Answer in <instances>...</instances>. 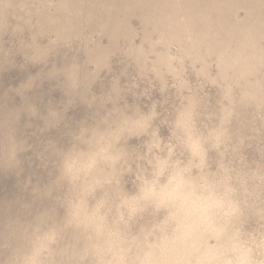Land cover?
Wrapping results in <instances>:
<instances>
[{
	"label": "bare ground",
	"instance_id": "bare-ground-1",
	"mask_svg": "<svg viewBox=\"0 0 264 264\" xmlns=\"http://www.w3.org/2000/svg\"><path fill=\"white\" fill-rule=\"evenodd\" d=\"M85 2L86 0H0V117L5 123L4 128L0 127V181L3 180L2 176H4L6 166L20 159L18 149L22 142L19 121L24 112H33L32 101L36 98L34 88L38 82L35 71L39 70L40 76H50L54 71L53 56L61 50L57 47H62L69 41L70 44L72 41L74 43V40L82 38L87 32L90 33L87 31L90 27L98 32V37L92 40L85 54L88 60L95 64V69L89 72L81 68V64L76 63L74 59L75 64L72 66L66 60L64 63L66 67L60 69H64L65 79L70 88L78 90L80 79L94 81L99 70L109 69L112 66L110 59L106 58L109 52L121 51L125 56L134 60L138 70H150L153 73L151 76H155L158 86L163 91L167 87L168 74L176 78L177 88L175 89L185 88L187 90L186 88L192 83L186 76V68L194 75H202L213 85L218 86L222 81L229 83L230 91L223 97L222 117L219 116L221 126L205 129V132L198 130L200 126L197 128L196 105L201 104L202 100L197 103V99L193 100L194 97L190 96L191 94L188 98L192 100L188 101L186 98L185 103H183L184 100L182 103L180 101L176 103L180 106L179 109L177 107L179 112L175 111L178 116L171 120L174 125L178 126L176 128L180 132L174 130L175 136L173 137H177V139L174 138L175 143H179L178 139L181 138L182 151L180 143L177 145L173 143L174 147L168 146L173 148V153L167 147L170 156H165L163 150L164 154L154 151L157 153L145 158L144 163L143 157L140 156L139 161L142 159V162L132 166V170L138 173V180L136 183L131 182L129 186L131 189H129L123 180L128 170L121 166L123 164L118 155L123 151L119 149L122 148L120 143L125 138V134L132 132L131 135H133L136 131L140 134L142 129H149L147 125L150 124L151 111L150 114L131 115L113 108L118 112L114 114L115 116L108 114L109 117L102 126L99 129L93 128L88 132V136H86L87 131L83 135L80 132L82 140L79 139L76 143L74 139L75 142L71 143L75 144L71 149L59 152L60 155L57 157L61 165L60 169L53 171L48 180L37 181L36 184H33L31 180V185H35V189L28 192L27 197L34 201L46 200L48 204L43 208L27 204L12 209L10 216L4 222L6 228L0 227V243H8L7 239L11 238L13 243L10 244L13 247L11 252L0 249V263L129 264L131 260L133 264H202L200 258L204 254L211 255L213 252L228 250L227 258L231 260L237 253L247 249L252 250L253 258H258L259 246L264 242V237H262L264 226L261 227L264 221H259L263 224L258 222L263 233L258 232L259 229L256 226L259 225L257 223L259 218L256 217L259 215V209L263 208L260 216H262L261 219L264 218V214L261 215V212H264V186L262 185L264 181L261 179L262 183L253 184L255 179L252 181L249 178L253 184L251 185L250 180L247 181V176L257 174L260 171L257 169L259 166L253 173H251V168L249 173L252 175L250 176L245 171L248 167L243 169L245 162L242 164V169L239 165L238 170H235L236 165L232 164L229 157L227 165L232 164L234 168H226L227 165L222 161L224 166H220L221 170H218L220 172L210 173L213 166L209 170L207 164L209 161L206 160L210 157L207 156L210 142L219 144L224 139L229 141V132H233L227 127L235 124V122L232 124L231 119L238 115L241 106L245 105V109L251 110L252 113L255 108L257 117L264 121V0H99L92 1L88 7L83 9ZM111 6L123 15V23H108L104 14ZM131 19H138L142 24L143 36L141 35L142 40L140 41L136 38L138 30L136 32ZM104 37L108 39L107 42L100 39ZM58 53L56 54L59 56ZM102 70V73H105L107 69ZM63 83L65 84V81ZM222 85L223 83L220 87ZM80 88L79 92L87 91L88 93V86ZM191 88H193L192 85ZM113 89L117 94L115 96H118L121 90L120 81L117 80L114 83ZM192 91L193 89L189 93ZM246 105L253 109L249 110ZM202 106L204 107L203 104ZM96 107L100 111L104 110L102 104ZM207 108L204 112L209 110ZM242 109L240 113L247 111H242ZM152 111L153 115L154 109ZM198 111H201V108ZM202 115L204 116L203 112ZM205 115L208 114L205 112ZM242 116L239 115L244 119ZM246 116L248 118V115ZM255 120L253 118V121ZM247 122L245 124H248ZM239 123L241 124L238 121V125ZM206 124L205 127L208 125ZM245 124L241 125L245 126ZM259 124L260 122L257 129L262 125ZM151 125L154 128L153 124ZM145 126L147 129L144 128ZM172 127L174 129L173 125ZM172 127L170 126V130ZM242 128L244 129L243 126ZM251 129L247 131L252 132ZM240 130L241 128L235 132L239 133ZM242 132L241 134L244 135ZM262 132L264 131L261 129L260 134ZM257 133L259 135V132ZM257 133L254 134L257 135ZM262 134L264 137V133ZM233 136L237 135L234 133L231 138ZM248 136L252 137L247 134ZM88 137L89 141L85 144V139ZM156 137L159 138L160 134ZM255 137L253 135V138ZM239 138L244 141L243 136ZM253 138L252 140L255 141ZM162 140L165 142V139ZM259 140L257 142L261 143ZM154 141L153 137L152 142ZM162 143L160 142L159 145ZM259 145L255 146L259 147ZM245 146L243 147L247 150L248 147ZM261 146L264 147V144ZM214 147L217 149V145ZM153 150L150 151L153 152ZM179 150L183 152L184 157H177L180 154ZM226 150L224 149L225 153L222 152L226 154ZM227 151L233 153L231 150ZM138 152L135 151L136 154L133 156H138ZM216 154L219 155L215 153V156ZM235 154L237 155L236 152ZM238 154L240 156L241 153ZM248 154L244 155L248 156ZM215 156L211 158L215 160ZM226 156L228 157V152ZM258 156L257 154V158ZM244 158L246 157L243 156ZM249 158L252 159V156ZM258 160L257 162L261 161ZM246 162L249 165L250 161ZM253 166L256 165L253 164ZM150 170L153 172L151 173ZM212 171L214 172V169ZM261 171L259 172L261 174L258 173L259 176L264 174V171L263 173ZM234 179L239 184H236ZM110 180L114 183L108 182ZM114 195L119 196L117 202L111 200ZM246 209L254 211L251 212L252 218L254 222L257 220L255 223L258 225L255 226L254 223L255 227L252 228H256L258 234L261 233L259 237L250 235L255 234L253 229L254 233L247 234L248 227L245 229V226L248 220L245 226L244 221L249 214L247 215ZM23 211L28 214L32 213L33 218L18 220L16 216H20ZM145 218L158 220L153 230L148 231L136 225L137 221H143ZM249 224L251 227L252 224L250 222ZM148 232H152L150 237ZM203 264H216V261L209 259Z\"/></svg>",
	"mask_w": 264,
	"mask_h": 264
},
{
	"label": "rangeland",
	"instance_id": "rangeland-1",
	"mask_svg": "<svg viewBox=\"0 0 264 264\" xmlns=\"http://www.w3.org/2000/svg\"><path fill=\"white\" fill-rule=\"evenodd\" d=\"M92 1H99V0H86V2L83 5V9L88 7L92 3ZM104 16H105L106 20L109 21L108 23H123V15H121L119 13V11L114 6L109 7L108 11L104 14ZM131 23H132V25L134 24L133 26H134L136 32L138 30L137 34H138L139 38L137 36L136 37L137 40H139V41L142 40V36L143 35H142V24H141V22H139L138 19L137 20L131 19ZM87 31H90V33L87 32L85 34V36H82V38H80L78 40H74V43L72 41L71 44H70V41H69V42L66 43L67 45L65 44L62 47H57L58 50L61 49L60 50L61 52L60 51H58L59 53L56 52V53L59 54V56L56 53L54 54L55 57L53 56V62H54L53 70L54 71H53V73L50 76L49 75H41L40 76L39 72H38L39 70L35 71V73H36L35 76H37V79H38V82H37L38 85L36 84V87L34 88L35 89L34 96L36 98H34L35 101H34V99L32 101L33 102V106H34L33 110H32L33 112H28V111H26L27 113L24 112V114L22 115V117H21V119L19 121V124L21 125V128H20L21 129L20 130V140L22 142L20 148L18 149V156L20 155V159H19L20 161L18 160V162H15V163H19L18 165L15 164V163L7 165L5 170H4V172H3V175H4V176H2L3 180L0 181V183H1L0 184V227H2V228H6V223H4V222L10 216L11 211H12L13 208H17L19 206H23V205H27V204L34 205L37 208H43L44 206H47L48 201H46V200H35L34 201L33 199H30V198L27 197V193L28 192H32L35 189V185H31V184L32 183L36 184L37 181L48 180L51 177V174H52L53 171H55V170L58 171L60 169V166H61L60 162H59V158L57 157V155L58 156L60 155L59 152H61L62 150H63L62 152H64L65 150L71 149V147L75 144L74 143L75 142L74 139L76 140V143H78L79 139L82 140L81 139L82 138L81 135H83L84 132L87 131L86 136H88L89 135L88 132H90L93 128L99 129L102 126V124L105 122V120L110 115L115 116L118 112H116L115 109H113V108L119 109L122 112L131 114V115H134V114L135 115H140L141 113L142 114H145V113L146 114H150V111H151V114H150V117H149L150 118V121H149L150 124L147 125V128H149V129H147L146 126H145L144 128H146L147 130H143L142 129L143 131L141 130L140 134H139V131L134 132L136 136L134 135V133H133V135H131L132 132L128 133L127 135L125 134L124 135L125 138L123 137L124 139L120 143V146L122 148H119V149L123 150V151L119 152L118 155H119V158L121 159L122 164H123L121 166L122 167L123 166L126 167L127 170H128V172H126L124 174V176H123L124 177L123 180H124L127 188L131 185V182L134 181L136 183V180H138L137 179L138 173L136 171L132 170V168H133L132 166L137 164V163H139V162H142V159L139 161V158L143 157V159H144L143 163H144V161L146 160L145 158H148V156L152 157V155H154L157 152L158 153L162 152V154L165 153L164 154L165 156H167V155L170 156V154L168 152V149H169V151L171 150V152L173 153V150H172L173 148H170L172 145L175 146V144L177 145L179 143H180V146L182 145L180 136L178 137V138H180V139H178L179 143H177V142L175 143V139H177V137H173V136H175L174 132L176 130H178V128H176L177 125L176 124L174 125V123L171 120V118H174V117L178 116L177 112H179L178 109H179L180 106H177L176 103L178 104L179 101L181 103L183 102V100H184L183 103H185L187 100L190 101V99L192 100V98H188L190 96L194 97L193 100L197 99L196 100L197 103H199L200 100H202L201 104L199 103L198 105H196V110H197L196 111V115H197L196 124H197V128H199V126H200V128L198 130H201V132H205L207 129H211V127L221 126V124H219L220 123L219 120L222 117L221 106H222L223 97L225 96V94H227L230 91L229 90V83H227L226 81H222V82H220L218 84V86L213 85L212 83H210L206 79H204V77L202 75H194L191 72H189V69L186 68V70H187L186 71V76L189 78L190 83H192V84H190L189 87L186 88L187 90H185V88L181 89L182 91L180 89L179 90L175 89V88H177L176 87L177 86L176 78H175V76H173L171 74L170 75L168 74L169 76L167 75V77H168L167 78V87H166V89L164 88L165 91H163V89L160 86H158V84H157L158 80L155 78V76H151V75H153V73L150 70H147V71L146 70L145 71L138 70L137 66H135L134 60L131 57H129V58H131V59H129L127 55H126L127 56L126 57L125 54L122 53L121 51H118L116 53H114L115 51L109 52V54H111V55L108 54L109 57L106 56V58L110 59V63H111L112 66H110L109 69L108 68H102L104 70L107 69L106 71H104L105 73H102L103 70L100 68L102 71L101 70L98 71V73L96 74V76L93 79L94 81H92L91 79H90V81L89 80L86 81L87 79H80V81L78 83V86H80V87L81 86H88V89H87L88 93H87V91L79 92L80 89H81L80 87L78 88V90H77V88H75V89L70 88V86L67 83V80L65 79L66 75L64 73V69H60V68H65L66 67L64 65V63H66V60H67V62L70 63L69 64L70 66H72V64H75V61H76V63L81 64L80 65L81 68H83L85 70L87 69V71H89V72H91L92 69L93 70L95 69V64L92 61L88 60V58H87V56L85 54V50H86V48H88L91 45L92 40H94L96 37H98L97 36L98 32L93 30L92 27L87 29ZM74 38H78V37H74ZM105 38L106 37L100 38V39L103 42H107L108 39L107 38L105 39ZM67 46H69V47H67ZM65 49H68V50H65ZM64 50H65V52H64ZM120 52H121V54H120ZM61 53L63 55H61ZM75 53H76V55H75ZM80 54H83L84 56L80 55ZM62 56H64V57H62ZM66 56L68 58H71V59L66 58ZM82 57H83V59H82ZM63 59H64V61H63ZM70 60H71V62H70ZM72 60H73V62H72ZM59 61L62 62L63 64L60 63ZM115 63L117 64V66H115L116 65ZM133 64H134V68H133ZM113 68H115V69L113 70ZM137 71H139L140 73L137 72ZM54 72H55V74H54ZM145 73H148V74H145ZM54 77L56 79H58V80L59 79H61V80L58 81ZM61 77H64V78H61ZM48 78L49 79L53 78V79L49 80ZM43 79H45V80H43ZM117 80L120 81V85H121L120 94L118 95L119 98H117L118 96H115L117 94L114 92V89H113L114 83ZM64 81H65V84L63 83ZM88 82H90V83H88ZM112 82H113V85H112ZM91 83H92V86H91ZM222 83H223V85H222V87H220ZM191 85H192L193 88H191ZM39 86H40V89H39ZM67 86H69V88ZM108 86H110V87H108ZM103 87H105V88L103 89ZM198 88H199V91H198ZM192 89H193V91L189 93V91H191ZM89 90H91V91H89ZM161 91H163V92H161ZM184 91H186V92H184ZM68 92H71L73 94L70 93L71 94L70 95V94H68ZM180 92H182V93H180ZM187 92H188V94H187ZM74 93H75V95H74ZM185 93H186V95H185ZM183 96H184V98H183ZM78 97H80V98H78ZM178 98H180L182 101L180 99H178ZM186 98H187V100H186ZM98 104L104 105V110H102V111L98 110L97 107H96V105L98 106ZM202 104L204 105V107L202 106ZM151 106H154V107L151 108ZM208 106L210 108H207ZM243 106H241L239 111L242 109V107H243L242 111H244V110L248 111V109H245V105H243ZM177 107H178V109H177ZM199 107L201 108V111H198V110H200ZM246 107L249 108V106H247V105H246ZM206 108L209 109V110H207L205 112L210 117L208 115H205L204 109L206 110ZM250 108L253 109V107H251V106H250ZM250 108H249V110H250ZM108 109H110V110H108ZM153 109H154L155 113H153V115H152V112H153L152 110ZM155 109H156V111H155ZM254 109H253L254 113H252L251 110L248 111V112L247 111H244V112L241 111L244 114H246L245 112H247L246 115H248L249 119L247 118L246 115L240 113L239 111H238V115L234 116L236 119H234V117H233L234 120L238 119V121L241 122V124H245L248 121L247 123L250 124L249 126H248V124H245V126H244V125H241L240 123L238 125V121H234L233 119H231V121H233L232 124H234V122H235L234 125L236 127L234 125L232 126L231 123H230L231 127L230 126H229V128L227 127L228 130L232 129L231 132H233V133L229 132V136H230L229 141H227L225 139H224L225 141L224 140H223V142L221 141L222 144H224L225 146L224 145L221 146L222 145V144L220 145L221 142L220 143L218 142L219 144H217V143L215 144L213 142L209 143V147L210 148L208 150L209 152H207V156H210V157H208V159L206 161H209V162H207L209 170H210L211 166H213L212 169L210 170V173H215L216 171L220 172V171H218L220 169V166L222 165V163L227 165L229 163V161H228L229 157H230V160H231L232 164L233 165L235 164L236 167L234 168V166L232 164L231 165L229 164V165H227L228 167L225 166L228 169L234 168L235 170H238L239 165H240V168L242 169V164H244L243 162H245V164L243 165L244 166L243 169H245L247 167L250 168L249 170H248V168L245 169L247 174L249 173V171H251V168H252V172L251 173H253L254 170H257V169L260 170V171L261 170L264 171V169H261V168H264L263 167L264 166V162L262 161V160H264V157L261 158L262 156H264V151H263L264 147L263 146L260 147L261 144H264L262 142V140L264 139L262 133H264V132L261 133L262 135L260 134L261 129H262V131H264V125H263L264 121H263L262 118L257 117V114H255L256 110L254 111ZM105 111H107V112H105ZM175 111H177V112H175ZM112 112H113V114H112ZM202 112H203L204 116L202 115ZM207 112H210V113H207ZM248 113H250V115ZM251 113H252V116H254V117L251 116ZM29 114H30V116H29ZM50 114L52 115V117H51ZM108 114H109V116H108ZM154 114H155V116H154ZM198 114L200 115V117H199ZM59 115H60V118L58 119ZM239 115L240 116L243 115L242 117L244 119L240 118ZM207 116L209 118V121H208ZM219 116H221V117H219ZM166 117H168V119ZM245 117H246V119H245ZM253 118H254V120L255 119H257V120L253 121ZM49 119H50V121H49ZM203 119H205V120H203ZM239 119H241L242 121H240ZM151 120H153V121H151ZM210 120H211V123H210ZM51 121L54 122V123H52ZM165 121H166V123H164ZM252 121H253V123H251ZM212 122H213V124H212ZM259 122L262 125L259 126V129H257L256 127H258V123ZM209 123H210L211 126L209 125ZM4 124L5 123L3 122V120H1V117H0V127L4 128L5 127ZM151 124H153L154 128H152ZM205 124L207 125L206 127H205ZM214 124L217 125V126H215ZM251 124H252V126H251ZM149 125H151V126H149ZM169 125L171 127H172V125L174 126V129H173V127L171 128V130L173 129L172 132L170 130V126ZM201 125H202V127H201ZM203 125H204V127H203ZM156 126L158 128H156ZM242 126L244 127V129L242 128ZM253 126L258 131L255 130V128ZM150 127H151V129H150ZM239 127L241 128V130L239 131V133L237 132L238 133L237 134L235 132V130L236 131L239 130L240 129ZM155 128H156V130H155ZM234 128H235V130L233 131ZM236 128H238V129H236ZM250 128H252L251 129V130H253L252 132L250 130L247 131V129H250ZM152 129H153V131L154 130L155 131L153 132ZM241 131H243L242 133L245 136L241 134ZM256 131L259 132V135H258V133ZM3 132H4V130H3ZM80 132H81V135H80ZM178 132H180V131L178 130ZM150 133H152V135ZM171 133H172V135H171ZM234 133H235V135H237L236 137L239 136V137L242 138V136H243V138H244L243 140L244 141H242L239 137L236 138L235 136H233V138H231V135H234ZM250 133L251 134L253 133L254 137L258 136L257 137L258 139L256 137L253 138V135H251ZM254 133H257V135H255ZM137 134H139V135H137ZM159 134H160V137L162 135L161 138L160 137L159 138L156 137L157 135L159 136ZM247 134L252 136V137L251 138L249 136L247 137ZM142 135L144 136V138H143ZM77 136H78V138H77ZM130 136H131V138H130ZM138 136H139V138H137ZM153 137L155 138V141H157L158 145H157V143L155 141H154V143L152 142ZM259 137H262L263 139L262 138L260 139ZM248 138L250 139V141H249ZM252 138L255 139L256 142L254 140H252ZM162 139H165L166 143ZM238 139H240V140H238ZM245 139H248V140L245 141ZM256 139L257 140L260 139L261 143L257 142ZM232 140L233 141L235 140L234 144H233ZM72 141H74V142L71 143ZM88 141H89V137L85 139V144ZM171 141H172V143H171ZM226 141H227V143H226ZM230 141H232V144H230L231 143ZM238 141H240L241 143L238 142ZM247 141H249V142H247ZM252 141H254L253 142L254 144L252 143ZM160 142L161 143L163 142L164 145H163V143L159 145ZM235 142H238L237 143L238 145ZM245 142L247 143V145H246ZM250 142H251V144H250ZM173 143H175V144H173ZM244 143H245L246 146L243 145ZM255 143H257V144H255ZM165 144L167 146H165ZM235 144H236V146H235ZM155 145H157V146H155ZM169 145H170V147H168ZM213 145L214 146L217 145V149ZM248 145L250 146V148L252 147L253 150H251L252 148L250 149ZM255 145H259V147H256ZM149 146H151V148ZM160 146H162V147H160ZM174 146H172V147H174ZM218 146H219V149H218ZM226 146L228 148H225ZM243 146L248 147L250 150L248 148H247V150L244 149ZM153 147H155L156 150H155V148L153 150L152 149ZM167 147H168V149H167ZM223 147H224V149L231 150L233 153H231V152L226 150V154L228 152V157H227L226 154H224L225 151H224ZM232 147H233V149H232ZM236 147L237 148L239 147L238 150H237ZM254 147H256V148H254ZM148 148L150 150H153V152L150 151ZM159 148H162V149L159 150ZM165 148H166V150H165ZM259 148H262L263 150H261ZM234 149H235V151H234ZM255 149L257 151H255ZM162 150L164 151V153H163ZM180 150L182 151V146H181ZM212 150H214V151H212ZM218 150H220L219 152L221 154L218 152ZM239 150H240V152H238ZM243 150H245V152H243ZM248 150L250 151L252 159H253V157H255L252 162H254L253 164L256 165V166H253V164L251 165V163H252L251 160L252 159L249 158L251 156H250V154H248L249 153ZM259 150H261V151H259ZM135 151H136V153L139 151L138 152L139 154H137L138 156H133L134 154H136ZM154 151H157V152L154 153ZM181 151L179 153L180 154L182 153V155L178 154L177 157H179V156L184 157L183 152H181ZM222 151H224V153ZM246 151H248V152H246ZM235 152L237 153V155L235 154ZM260 152H261V154L262 153L263 154L262 155L259 154ZM210 153H211V155H209ZM212 153H213L214 156H215V153L219 154V155L216 154L215 160H213V158H211L213 156ZM238 153H241L240 156H239ZM245 153H247L249 157L247 155H244ZM257 154L259 155L258 158H257ZM222 155H224V157L225 158L227 157V158L225 159L224 157H222ZM241 155L246 157L244 159H248L249 158V160H245L244 161L243 156H241ZM260 155H261V157H260ZM132 156H133V158H132ZM219 156H221L222 158L219 157ZM236 156L237 157L239 156V157L237 158ZM137 157H138V160H136ZM217 157H219V158H217ZM220 158L222 159L221 161H220ZM217 159H219V161ZM255 159H256V162H255ZM238 160H241L242 162H240ZM257 160L258 161L261 160L260 162H263V164L262 163L260 164V162H257ZM246 161H248V162L250 161L249 165H248V163ZM238 162H239V164H238ZM143 163H141V164H143ZM213 163H214V165H213ZM215 163H217V164H215ZM258 163H259V165H258ZM260 165H262V166H260ZM215 166H216V168H215ZM222 166H224V165H222ZM6 169H8V170H6ZM213 169H214V172L212 171ZM14 170H15V172H14ZM152 170H150L151 173L153 172ZM251 173H249L248 175L251 176L252 175ZM258 173L255 174L256 178H254V176H255L254 173H253L254 176L253 175L251 176L252 178L247 176V179H248L247 181H249L250 179L253 181L255 179L253 184L262 183V181H264V179H263L264 178V174L259 176V174H261V173H259V174ZM147 174H149V173L147 172ZM259 177H261V178H259ZM259 179H260V181H259ZM261 179H262V181H261ZM251 180L249 181V183L251 185H253ZM236 181L234 179V182L236 184H239V182L237 181L238 182L237 183ZM108 182L114 183L113 180H110ZM256 182H259V183H256ZM127 184H129V185H127ZM262 185L264 186V184H262ZM129 189H131V188L129 187ZM132 189H133V187H132ZM17 190H19V191L16 193ZM118 199H119L118 195H114L111 198L112 202H117ZM248 208H250V207L248 206ZM249 211L247 210V212H248L247 215L249 214V216L250 215L251 216L250 217L249 216L246 217V215H245L246 218H245V221H244L245 222L244 226L246 225V223H247L246 221L247 220H248V224L250 222L252 224V226L250 227V224H249V226L247 224L245 226V229H246V227H248L247 234L248 233H254L252 231L255 230V234H250V235H254L255 237H259V234L261 235V233L258 234V232H262V230L264 229L263 228V226H264V224H263L264 223L263 222L264 218L261 219L262 216H260V211H263V208L259 209V215L256 214V213H258V211L255 213L257 215V217L254 214V216L256 218H259V220L258 221L255 220V222L257 221V223H258L259 221L263 220L262 221L263 223L259 222V223L263 224V225H261V227L263 228L262 230H261V227H259L260 224L259 223H258L259 225L256 224L254 222V218H252V215H253L252 213L254 211H251V210H249ZM263 214H264V212H261V215H263ZM16 218L18 220L31 219V218H33V215H32V213L28 214L26 211H23L20 214V216H16ZM251 221H253V223ZM157 222H158V220L154 221L153 218L152 219L145 218L143 221H139V222L137 221L136 225L142 226L145 229H147L148 231H151V230H153L155 228ZM254 223H255V226L258 225V226H256V228L259 229V231L256 228H254V229L252 228L254 226L253 225ZM242 225L243 224H241V226ZM244 226H242V227L244 228ZM249 229H251V231ZM256 231H258V232H256ZM151 235H152V232H148V236L150 237ZM262 237H264L263 234H262ZM7 242L8 243H3V244L0 243V249H4V250H8V251L10 250L9 252H11L13 245L10 244V243H13V239L9 238V239H7ZM9 245H12V246H9ZM0 264H2V263H0Z\"/></svg>",
	"mask_w": 264,
	"mask_h": 264
},
{
	"label": "clouds",
	"instance_id": "clouds-1",
	"mask_svg": "<svg viewBox=\"0 0 264 264\" xmlns=\"http://www.w3.org/2000/svg\"><path fill=\"white\" fill-rule=\"evenodd\" d=\"M227 257L228 250H225L222 252H213L211 255L204 254L200 259L202 264L209 259L215 260L216 264H264V242L259 246L258 258H253L251 249L237 253L231 260H228ZM129 264H133V261L130 260Z\"/></svg>",
	"mask_w": 264,
	"mask_h": 264
}]
</instances>
